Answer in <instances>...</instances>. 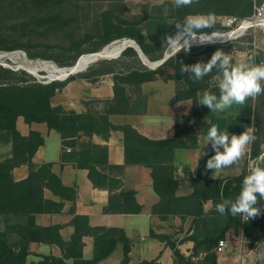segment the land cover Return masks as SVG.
Listing matches in <instances>:
<instances>
[{"label": "trees", "instance_id": "16d2710c", "mask_svg": "<svg viewBox=\"0 0 264 264\" xmlns=\"http://www.w3.org/2000/svg\"><path fill=\"white\" fill-rule=\"evenodd\" d=\"M5 1V0H0ZM48 0H41L46 2ZM88 2L108 1L111 6H119L121 12H114L110 8L99 21L98 29L87 39L92 42L90 48H76L70 57L60 61L66 68L74 66L80 55L89 52H99L102 48L117 38L135 40L146 57L154 62L161 60L167 49L164 47L166 37L175 35V23L183 22L187 15L212 13L215 18L235 15L245 18L254 11L253 0H199L191 7L171 10V1L160 4H144L138 14L124 16L126 0H78ZM167 6L169 15H162V9ZM4 19V18H2ZM5 21V19H4ZM146 23L147 32L144 33L141 25ZM226 29L216 22L213 31ZM8 36L0 34V49L12 50L24 47L23 43L10 41ZM83 42V41H82ZM80 42V43H82ZM70 48H63V52ZM215 51L205 50L200 54L185 53L181 50L176 56L172 55L165 63L156 69L145 65L132 66L126 73L118 74L111 69H104L98 75L113 73L114 97L110 114H135L130 108L126 86L133 84L136 88L145 82L156 80L176 82L175 95L177 101L192 99L194 103L193 116H204L199 132L190 131L185 135L176 124L173 137L153 139L142 134L129 123L114 125L110 115L97 117L91 112L69 113L62 106H54L52 99L61 92L69 82L76 80L70 75L65 81L53 80L48 83L38 82L36 79H17L14 72L0 66V145H11V153L0 159V217L7 219L5 229L0 230V264H101L111 256L119 244L123 245L124 257L122 264H129L131 240L123 228L109 226H93L89 216L76 212L78 190L76 186H67L61 177L53 170V163L37 164L33 158L38 149L45 144V136L38 130H30L23 134L18 127V119L22 117L27 124L44 123L48 130L57 131L62 137L63 151L62 165L72 164L76 168L88 170L89 179L95 188L109 191L108 204L103 208L104 213L137 214L143 210L136 197V191L124 186L122 178L112 171L124 168L126 165H143L151 170L153 186L158 201L152 211L163 220L174 217L190 219L188 234L181 241L173 234L156 233L151 236L166 242L173 250L174 264H218L219 242L233 230L242 235L253 248L258 243H264V210L255 218L248 221L240 216H221L215 210V205L224 199H234L240 192L242 181L248 173L242 171L232 177H216L215 179L203 176L202 169L197 177L190 181L192 190L188 193H179L181 181L176 177V152L180 149H196L199 145V135H206L212 124H218L221 131L227 129L229 135H239L250 125L255 114L253 100L249 99L246 105L239 106L236 113H213L199 105V93L209 90L214 84L210 82L217 71L200 81L189 79V73H181V62L194 64L207 62ZM123 55H132L138 58L133 47H127ZM164 66L172 67L171 74L163 72ZM211 84V85H210ZM212 88V87H211ZM211 93H219L211 90ZM181 115H177V119ZM114 130H121L124 134L125 165L118 166L109 162V147L95 141L94 136L109 140ZM257 140L252 145L254 157L262 154L261 138L258 132ZM26 165L28 175L23 179H15L16 168ZM49 189L59 199L45 196ZM66 202L71 204L70 213L73 218L66 224L44 226L38 223V216L42 214H62ZM211 202L210 208L206 204ZM258 207L264 208V201ZM67 225L74 227L69 239L61 233ZM86 236L94 240V255L91 259L84 257ZM185 240L194 243L189 255L183 253L179 244ZM33 242L55 244L61 250V256L54 254L39 255L38 260H29L32 254L30 245ZM139 264H161L158 259L143 260Z\"/></svg>", "mask_w": 264, "mask_h": 264}, {"label": "rangeland", "instance_id": "374dc122", "mask_svg": "<svg viewBox=\"0 0 264 264\" xmlns=\"http://www.w3.org/2000/svg\"><path fill=\"white\" fill-rule=\"evenodd\" d=\"M167 1L171 0H126V8L125 12L123 11V15L128 17L140 13L142 11V5L144 4L154 5ZM111 4L112 3L108 1L88 2L78 0H48L46 2H41V0L1 1L0 34L8 36L7 38H9L10 41H20L23 43L24 47L12 50L0 49V66L4 69L17 72L18 74L15 75L17 79L30 80L33 78L41 83L53 81L58 75L53 69L59 70L66 67L61 65L60 61L73 55L78 46L82 49L91 47L92 42L87 38L98 29L99 21L105 16L107 11L110 10V8H114L115 13L121 12L122 9L119 6H111ZM228 17L241 19L235 15L215 18L218 24L226 27V29L213 30L215 33L225 34L235 30L236 25L230 27L226 24V19ZM2 18H4L5 21ZM141 28L144 33L147 32L146 23L142 24ZM206 32L210 33L211 31ZM125 39L129 38L122 37L113 40L102 48L100 52L107 48L112 50V48L120 45ZM63 48H70V51L63 52ZM208 49L213 51L222 50L225 54H230L234 64L243 63L250 56L255 57L256 63L264 62V29H250L246 32L238 33L235 38L225 42L209 43L205 45L195 44L189 52L192 54H200ZM91 53L94 52L84 53L80 55L79 59L83 55ZM137 53L138 58L132 55H123V52H121L113 58L99 59L89 64L84 70L72 74L76 76V80L69 82L61 92L53 97V105L62 106L69 113L91 112L97 117L109 114L110 121L117 126L122 124H115L114 121L119 123L121 119L115 117L143 114L147 111L149 104L152 105L154 110L156 109L158 111L161 110L160 106L162 105H165L170 110H179L183 108V104H174L175 100L173 95L176 82L171 79L172 81L169 82V84H163L161 81L164 80L159 79V82H145L138 88L133 84H128L126 86V94L129 97L131 105L130 108L136 110L137 113L127 115L117 113L110 114L109 110L111 107H116V103L112 102L115 94V74L98 75V73L104 69H111L115 71L114 73L122 74L126 73L130 67L140 65L156 69L153 68L151 64L145 63L138 51ZM163 72L168 75L174 71L172 67L164 66ZM218 75V72L215 73L214 77L211 78L212 80H210V82L214 83L211 86L212 88L210 87L209 90L205 91L211 93V90L214 89V92L219 93L216 87V77ZM56 80L65 81V79L62 78ZM204 92L201 91L198 94L200 98ZM187 100L191 103V113L181 114L178 119L176 118L177 126L180 127L185 135H189L190 131L199 132L201 123L205 119L204 116H193V100ZM238 107V105H233L231 108L225 110V112L236 113ZM253 107L256 111L255 115L259 117L260 121L258 122L253 115L251 123L246 129L253 128L255 134L258 132L259 136L263 138L264 95L253 100ZM201 110H204L203 105H201ZM18 127L23 133L28 132L30 128L33 130L47 129L44 123L27 124L22 117L18 119ZM205 136L206 135H199V145L196 149H180L177 151L179 164L184 167V169H182L184 174L189 173V175L195 177L198 175L199 170L202 169V175L210 178H212V175L215 177H232L240 174L242 171L248 173V162L258 158L253 156L252 143L247 150L245 158L241 160L238 165L225 169L218 175L212 173V170L206 169V161L215 153L210 143L202 148ZM60 139V133L52 131V136H50L47 146L50 151V158L56 155ZM262 145H264V143H262L261 146ZM200 151L202 153L206 152L207 155L200 156ZM10 153L11 145L2 143V145H0V157L5 158L10 155ZM261 155H264V148H262ZM117 169L118 168L113 169L112 171L115 175H118ZM28 173L29 168L23 165L15 169L14 176L15 179L19 180L25 178ZM181 184H183V194L190 192L189 190L187 191V182ZM7 222L6 218L0 217V230L5 229ZM189 226V221H182L180 217H178V219L174 217L165 223L164 231L174 236L179 233H183L185 236L188 234Z\"/></svg>", "mask_w": 264, "mask_h": 264}, {"label": "crops", "instance_id": "0c3cea01", "mask_svg": "<svg viewBox=\"0 0 264 264\" xmlns=\"http://www.w3.org/2000/svg\"><path fill=\"white\" fill-rule=\"evenodd\" d=\"M171 74V73H169ZM172 80L161 81L163 84H169ZM153 82V81H151ZM159 82V80L155 81ZM144 86V85H143ZM174 104L184 105L183 108L177 110H170L165 105L160 106L161 110H154L152 105H148L147 111L143 114L118 116L121 122L115 124L129 123L134 126L142 134L149 138L161 139L170 138L176 132V117L181 114L191 113L189 100L177 101L174 88ZM32 130L23 134H28ZM35 130V129H34ZM45 136V144L41 146L36 152L33 160L37 164L46 162L53 163V170L61 177L64 184L67 186H76L78 190V197L76 201V212L78 214L89 216L90 223L93 226H109L120 227L126 232V235L131 240V251L129 254V264H139L143 260L158 259L161 264H174L173 250L167 246L166 242L160 241L151 236V231L156 233H167L164 231L165 223L168 220L161 219L152 211L153 205L158 201L159 197L156 194L153 186V179L150 168L130 164L124 168H118V175L122 178L124 186L128 189L136 191V197L140 204L143 205V210L137 214H114L104 213L103 208L108 204L109 191L103 188H95L92 181L89 179L88 170L76 168L72 164L62 165L61 154L63 151L62 137L60 135V144L56 150V155L49 157L50 151L48 140L52 136V131L47 129L38 130ZM57 132V131H56ZM98 143L106 144L109 147V162L114 165H125V148H124V134L121 130H114L109 140H104L99 136H95ZM48 148V149H47ZM178 151V150H177ZM0 159H2L0 157ZM176 166L178 167L176 177L181 183L188 184L187 191H191L192 187L190 181L197 177L184 174L183 166L179 164L178 152H176ZM183 184H181L180 193ZM183 194V193H182ZM45 196L58 200L59 198L49 190H45ZM211 202H208L206 208H210ZM71 204L66 202L65 209L62 214H42L38 216V223L44 226L54 224H66L73 218L70 213ZM178 219V217H176ZM190 223V219H187ZM74 232V227L67 225L62 228L61 233L65 239H69ZM228 235L227 245L218 252V264H264V243H258L253 248L249 246V242L237 235L231 230ZM183 233H179L175 238L181 241ZM85 248L84 257L91 259L94 255V240L91 236L84 238ZM194 243L190 240H185L179 244L181 251L187 255L190 254ZM119 249V250H118ZM32 254L29 260H38L39 255L54 254L61 256L59 246L55 244L33 242L30 245ZM124 257L123 245L119 244L115 252L107 259L103 260L101 264H122Z\"/></svg>", "mask_w": 264, "mask_h": 264}, {"label": "clouds", "instance_id": "9594fccd", "mask_svg": "<svg viewBox=\"0 0 264 264\" xmlns=\"http://www.w3.org/2000/svg\"><path fill=\"white\" fill-rule=\"evenodd\" d=\"M199 0H171V10L191 7ZM169 7L162 9V15L168 16ZM215 15L196 14L187 15L183 22L175 23L177 32L168 35L164 47L175 56L183 50L188 53L195 44L204 45L214 43L219 37L214 31ZM163 64L155 62V66ZM216 70V87L219 95L205 91L199 100V105L206 106L210 112L219 113L233 105L243 107L249 99L255 100L264 95V62L256 63L255 57H248L245 62L234 64L230 54L222 50L215 51L207 62L184 64L181 62V73H189V79L200 81ZM257 140L255 130L247 128L241 134L229 135L227 129L221 131L218 124H212L204 137L203 146L211 144L214 155L206 161V169L220 174L223 170L236 166L247 154L249 146ZM264 148V145L261 146ZM201 148V149H202ZM201 155H207L202 153ZM199 156V157H200ZM212 178L216 177L212 175ZM264 201V155L248 162V174L244 176L239 194L234 199H224L215 205V210L221 216H240L248 221L255 218L264 208L258 207Z\"/></svg>", "mask_w": 264, "mask_h": 264}, {"label": "built area", "instance_id": "2783aa9c", "mask_svg": "<svg viewBox=\"0 0 264 264\" xmlns=\"http://www.w3.org/2000/svg\"><path fill=\"white\" fill-rule=\"evenodd\" d=\"M253 2H254V5H253L254 11H253L252 15L247 16V17L242 18V19H238L236 17H228L226 19V21H227L226 24L228 26L232 27V26L236 25L235 26L236 27L235 30H232L231 32H229L230 34H234L235 32L239 31L241 28L245 29L242 32H246V31H248L250 29H255V28L264 29V0H253ZM242 32H240V33H242ZM229 33H225V34L224 33H216V34L218 36H226ZM237 35L238 34H235V37ZM128 41H131V39H125L120 44L126 43ZM127 47H130V46L129 45H126V46L124 45L122 50H121V52H123ZM230 237H231L230 235H227V237L225 239H222L219 242V246L217 248L218 252L221 251L225 245H227V242H228Z\"/></svg>", "mask_w": 264, "mask_h": 264}, {"label": "bare ground", "instance_id": "6f19581e", "mask_svg": "<svg viewBox=\"0 0 264 264\" xmlns=\"http://www.w3.org/2000/svg\"><path fill=\"white\" fill-rule=\"evenodd\" d=\"M243 30H245L244 28H241L239 31H237L238 33L242 32ZM237 32H235L234 34H228L226 36H219L221 38H216L214 43H218V42H225L228 41L232 38L235 37V34H238ZM126 45H131V46H136L132 41H128L126 43L120 44L114 48H112V50H110L109 48H107L106 50L101 51L100 53H91V54H87V55H83L78 61L77 63L69 68H61L59 70L57 69H53L54 72H57L58 75L60 76L61 74H64L66 72H68L70 69H73V73H77L81 70H84L89 64L99 60V59H104V58H113L114 56L118 55L123 46ZM169 52V51H168ZM171 53V52H169ZM147 64H151L152 63H148ZM52 71V72H53Z\"/></svg>", "mask_w": 264, "mask_h": 264}, {"label": "water", "instance_id": "95a60500", "mask_svg": "<svg viewBox=\"0 0 264 264\" xmlns=\"http://www.w3.org/2000/svg\"><path fill=\"white\" fill-rule=\"evenodd\" d=\"M131 41H132L136 46H131V45H129V46H130V47H133L136 51L139 52V55L144 59V62H145V63H147V62H148V63H152V67H153V68H157V66H155V62H160L161 64H164L165 61H166L168 58H170L172 55H174L173 53L166 52V53H165V56H164L161 60H158V61H154V62H152V61H150V60L146 57V55L144 54V52L141 50L139 44H138L135 40H132V39H131ZM97 53H100V51L97 52ZM65 68H66V67H65ZM72 71H73V69H70L68 72H66V73H64V74H61L60 76L57 75L56 78H54V80H56V79H60V78H62V79H66V78H68L70 75L74 74Z\"/></svg>", "mask_w": 264, "mask_h": 264}]
</instances>
